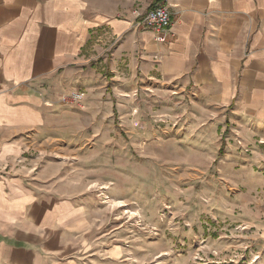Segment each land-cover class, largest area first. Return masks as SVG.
Masks as SVG:
<instances>
[{
	"label": "crops",
	"instance_id": "crops-1",
	"mask_svg": "<svg viewBox=\"0 0 264 264\" xmlns=\"http://www.w3.org/2000/svg\"><path fill=\"white\" fill-rule=\"evenodd\" d=\"M156 5L164 42L142 23ZM138 91L224 131L227 201L264 264V0H0V264L84 262L93 224L55 151L88 131L93 102L125 115ZM30 150L37 170L12 166Z\"/></svg>",
	"mask_w": 264,
	"mask_h": 264
},
{
	"label": "rangeland",
	"instance_id": "rangeland-1",
	"mask_svg": "<svg viewBox=\"0 0 264 264\" xmlns=\"http://www.w3.org/2000/svg\"><path fill=\"white\" fill-rule=\"evenodd\" d=\"M133 100L125 115L104 114L93 102L83 120L88 131L55 151L66 157L93 224L82 264H262L257 248L240 242L253 228L227 201L230 190L219 170L224 131L211 127L209 115L198 120L189 109L144 92ZM23 155L13 167L39 168L32 163L39 151ZM252 196L264 201V189Z\"/></svg>",
	"mask_w": 264,
	"mask_h": 264
},
{
	"label": "built area",
	"instance_id": "built-area-1",
	"mask_svg": "<svg viewBox=\"0 0 264 264\" xmlns=\"http://www.w3.org/2000/svg\"><path fill=\"white\" fill-rule=\"evenodd\" d=\"M142 23L154 32V39L158 42L166 40V34L170 30L171 12L166 5H156L150 8L142 18ZM82 93L71 94L69 99L80 100ZM259 142L264 143L263 140ZM248 150V149H247Z\"/></svg>",
	"mask_w": 264,
	"mask_h": 264
},
{
	"label": "bare ground",
	"instance_id": "bare-ground-1",
	"mask_svg": "<svg viewBox=\"0 0 264 264\" xmlns=\"http://www.w3.org/2000/svg\"><path fill=\"white\" fill-rule=\"evenodd\" d=\"M104 187V186H103ZM119 203H120V201H119ZM119 205H122V204H119Z\"/></svg>",
	"mask_w": 264,
	"mask_h": 264
}]
</instances>
